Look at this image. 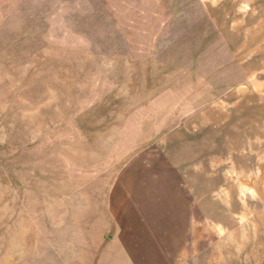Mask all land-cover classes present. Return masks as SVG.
<instances>
[{
	"label": "rangeland",
	"instance_id": "374dc122",
	"mask_svg": "<svg viewBox=\"0 0 264 264\" xmlns=\"http://www.w3.org/2000/svg\"><path fill=\"white\" fill-rule=\"evenodd\" d=\"M161 160L175 264H264V0H0V264H122L111 189Z\"/></svg>",
	"mask_w": 264,
	"mask_h": 264
},
{
	"label": "crops",
	"instance_id": "0c3cea01",
	"mask_svg": "<svg viewBox=\"0 0 264 264\" xmlns=\"http://www.w3.org/2000/svg\"><path fill=\"white\" fill-rule=\"evenodd\" d=\"M165 161L140 178L135 169L125 172L128 181L121 178L111 189L110 224L115 226L117 246L111 255L120 256L122 264H175L178 257L172 248L178 247L181 226L187 225L183 208L191 204V188Z\"/></svg>",
	"mask_w": 264,
	"mask_h": 264
}]
</instances>
